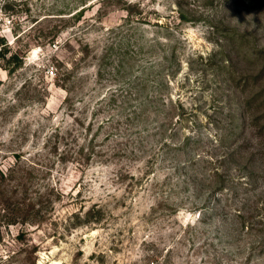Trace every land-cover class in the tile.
I'll return each instance as SVG.
<instances>
[{
	"label": "rangeland",
	"instance_id": "rangeland-1",
	"mask_svg": "<svg viewBox=\"0 0 264 264\" xmlns=\"http://www.w3.org/2000/svg\"><path fill=\"white\" fill-rule=\"evenodd\" d=\"M263 65L264 0H0V264H264Z\"/></svg>",
	"mask_w": 264,
	"mask_h": 264
},
{
	"label": "trees",
	"instance_id": "trees-1",
	"mask_svg": "<svg viewBox=\"0 0 264 264\" xmlns=\"http://www.w3.org/2000/svg\"><path fill=\"white\" fill-rule=\"evenodd\" d=\"M84 2V0H79V3H83ZM79 5H81V4H79ZM233 39V38H232ZM261 72H262V74L264 75V65L262 66V70H261ZM22 210L18 207V206H16V207H12V208H10V207H8V218H6L7 220H6V224H9V225H12V224H15V223H19V221H22V222H24V223H29L28 222V216H22V218H19V219H21V220H17L18 219V217H20L19 215H20V213H22L21 212ZM23 214H25V213H23ZM40 215V211L38 210V211H36V217H40L39 216ZM21 223V222H20ZM33 223V222H32ZM29 224H31V223H29ZM17 238L18 239H21L22 238V234H19L18 236H17Z\"/></svg>",
	"mask_w": 264,
	"mask_h": 264
}]
</instances>
